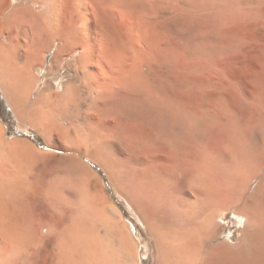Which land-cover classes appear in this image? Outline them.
Wrapping results in <instances>:
<instances>
[{
    "label": "bare ground",
    "instance_id": "1",
    "mask_svg": "<svg viewBox=\"0 0 264 264\" xmlns=\"http://www.w3.org/2000/svg\"><path fill=\"white\" fill-rule=\"evenodd\" d=\"M149 1L61 0L57 14V0H0V87L13 109L43 133L56 130L87 152L90 142L99 141L81 133L80 121L87 119L86 109L82 111L87 90L96 95L116 92L117 100L112 102L116 113L157 109L161 116L180 119L187 133L199 131L205 116L197 109L182 111L178 105H169L148 77L150 61L133 60L137 22L141 14L150 13ZM138 4L144 8L137 9ZM179 7L183 12L187 9ZM55 44L54 64L71 49L68 54L78 53L73 63L82 66L64 82L63 92L47 81L41 87L32 70ZM144 63L149 65L148 72L142 73L138 69ZM119 70L122 76L117 75ZM118 86L121 90H116ZM234 119L220 128L229 135L224 161L174 130L173 151L179 157V151L185 154L181 165L167 167L165 178L137 165L110 171L115 189L129 202L148 235V241L139 244L100 181L90 191L85 177L63 171L55 174L54 169L41 181L35 174L40 159L35 149L23 139L7 140L0 125V264H143L137 258L143 248V257L150 253L153 264H264V172L259 171L264 164V139L252 145ZM181 171L186 179L171 181ZM75 184L86 199L83 211L73 209L65 191ZM230 209L246 220L235 245L222 239L226 230L220 232L224 225L218 220L219 214Z\"/></svg>",
    "mask_w": 264,
    "mask_h": 264
},
{
    "label": "rangeland",
    "instance_id": "2",
    "mask_svg": "<svg viewBox=\"0 0 264 264\" xmlns=\"http://www.w3.org/2000/svg\"><path fill=\"white\" fill-rule=\"evenodd\" d=\"M57 1L58 14L61 10V0ZM150 2L152 6L149 5L147 10L150 13L141 14L140 21L137 22L139 28L135 34L138 44H134L136 57L133 60L150 61V66L144 63L138 70L143 71L142 73L148 72L149 66L148 77L159 94L168 99L169 105L173 103L171 105L173 108L178 105L177 108L182 111L189 108L187 111L195 112L197 109L205 116L199 131L194 134L182 129L184 126L180 119L161 116V112L157 109L148 110L143 107L136 109L133 114L116 113L113 106L114 100L116 101L118 97L116 92L96 95L87 90L88 98L86 97L82 111L85 112L86 109L88 120L80 121V128L84 129L81 133L86 132V137L91 141L95 138L99 140L90 142L91 146L87 152L84 146H80L81 150L76 148L72 141L65 136L61 137L56 130L51 131L50 134L35 128L13 109L0 87V125L4 130V137L9 141L23 139L32 145L35 154L40 157L35 166V174L40 180L43 181L44 177L49 176L54 169L55 174L63 171L85 177L90 191H95L97 182L100 181L108 198L122 211L125 223L127 222L126 224L134 230L135 233L132 235L136 244H139L140 240L148 241V235L129 202L115 189V184L111 180L112 171L116 168L118 171V167L121 166L126 169V166L129 168L131 165L135 167L137 165L151 170V175L165 178L167 167L181 165L183 158L181 156L185 154V151L181 150L179 153L182 155L179 157L173 151L175 144L171 146L170 137L174 130L189 136L190 139L193 138L196 145L199 144V149H207L210 152L212 150L217 154L214 153L216 157L219 155V160L224 161L227 157L225 144L229 135L220 128L223 123L234 117L235 122L245 131V139L248 142L251 140L249 143L256 146L264 139V0H151ZM179 4L187 9L183 12ZM141 8H144L143 5L138 4L137 9ZM88 26L90 25L87 24L86 27ZM57 47V44L52 45L50 50L43 53L45 58L38 59L39 65L36 63L32 70L37 74L41 87L47 81L54 85V90L63 92V85L69 81L68 79L75 77L82 66L77 67L73 63L78 53L68 54L71 49L63 54L59 63L54 64L52 58ZM40 62L43 65H40ZM116 73L122 74L120 70ZM119 87H116V90ZM65 123L67 125V122ZM179 125L182 126L180 129ZM78 126L75 125L77 128ZM74 129L73 126L72 133ZM260 169L259 171L264 172V164ZM262 172L259 174L262 175ZM180 173L176 172L171 181H184L186 172ZM82 190L76 184L65 190L76 211L85 210L83 207L86 205V199L80 194ZM230 210L222 213L221 217L219 214L218 220L221 227L224 225L220 227V232L223 234L226 230L222 239L235 245L240 242L246 220L235 210ZM145 250V248L138 250L140 253L137 258L141 257L143 264H153L150 253L143 257Z\"/></svg>",
    "mask_w": 264,
    "mask_h": 264
}]
</instances>
